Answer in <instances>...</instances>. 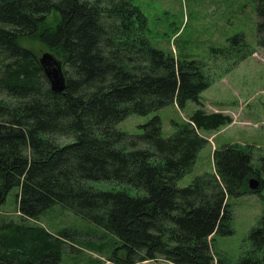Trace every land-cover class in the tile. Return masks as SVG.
Wrapping results in <instances>:
<instances>
[{
    "label": "trees",
    "instance_id": "obj_1",
    "mask_svg": "<svg viewBox=\"0 0 264 264\" xmlns=\"http://www.w3.org/2000/svg\"><path fill=\"white\" fill-rule=\"evenodd\" d=\"M253 1L262 47L264 0ZM235 39L237 64L252 53L242 36ZM150 40L136 0H0V205L18 188L20 218L0 221V264H58L76 246L68 231L51 235L25 224L55 205L118 240L108 264H226L215 261L212 245L233 233L228 199L260 193L264 156L254 166L248 150L224 145L213 152L212 173L177 187L207 144L202 133L232 118L203 110L200 95L211 86L204 63L176 59ZM22 41L37 42L61 63L62 93L51 91ZM230 47L212 52L224 57ZM189 101L199 109L173 123L169 138L158 116L138 135L116 129L131 115L171 104L182 110ZM251 179L259 182L254 191ZM97 182L113 187L99 190L91 185ZM241 251L237 264H264V216Z\"/></svg>",
    "mask_w": 264,
    "mask_h": 264
},
{
    "label": "rangeland",
    "instance_id": "obj_2",
    "mask_svg": "<svg viewBox=\"0 0 264 264\" xmlns=\"http://www.w3.org/2000/svg\"><path fill=\"white\" fill-rule=\"evenodd\" d=\"M146 15L151 30V45L171 53L176 59L198 61L206 65L211 86L200 95L203 110L220 112L232 118V124L216 131L202 133L206 146L198 153L190 173L177 182V187H187L195 177L213 172L214 150L224 145H236L251 153L252 164L259 165L264 156V46H258L257 16L253 0H136ZM242 36L251 55L235 64L241 53L229 40ZM40 59L49 51L35 41H22ZM223 57L213 54V49L229 48ZM199 107L187 102L180 110L171 104L147 116L131 115L116 126L129 135L142 132L141 126L154 116L161 120V135L169 138L174 133L173 123L187 122ZM61 144L68 139H60ZM256 180V179H253ZM257 181V180H256ZM99 190H109L112 185L91 183ZM133 193V192H132ZM19 189H12L0 205V221L19 222L16 213ZM232 210L230 236L216 237L212 252L226 264H237L242 245L251 230L264 216V187L259 194L230 198ZM31 227L45 229L51 235L68 231L76 239L73 249H66L58 264H108L107 256L116 247L117 239L93 223L75 215L60 205L53 206L35 221L25 222ZM75 234V235H74ZM101 247L102 253L94 249ZM142 264H169L164 261Z\"/></svg>",
    "mask_w": 264,
    "mask_h": 264
},
{
    "label": "water",
    "instance_id": "obj_3",
    "mask_svg": "<svg viewBox=\"0 0 264 264\" xmlns=\"http://www.w3.org/2000/svg\"><path fill=\"white\" fill-rule=\"evenodd\" d=\"M40 66L50 84V89L53 93H62L65 89V78L62 72L61 63L57 61L51 54H44L38 59ZM259 182L249 180L248 187L254 191L258 188Z\"/></svg>",
    "mask_w": 264,
    "mask_h": 264
}]
</instances>
